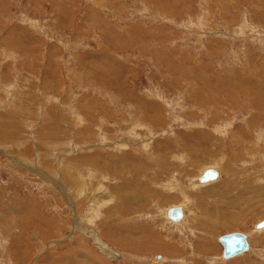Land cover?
Segmentation results:
<instances>
[{
	"label": "rangeland",
	"instance_id": "rangeland-1",
	"mask_svg": "<svg viewBox=\"0 0 264 264\" xmlns=\"http://www.w3.org/2000/svg\"><path fill=\"white\" fill-rule=\"evenodd\" d=\"M262 220L264 0H0V264H264Z\"/></svg>",
	"mask_w": 264,
	"mask_h": 264
},
{
	"label": "water",
	"instance_id": "water-1",
	"mask_svg": "<svg viewBox=\"0 0 264 264\" xmlns=\"http://www.w3.org/2000/svg\"><path fill=\"white\" fill-rule=\"evenodd\" d=\"M216 178V172L208 169L205 170L198 178L199 183H205ZM167 219L171 221H177L181 218V214L178 209L171 208L166 213ZM264 227V220L255 225V229H261ZM218 243L222 247V257L230 258L247 250V243L245 236L242 233L225 234L218 237Z\"/></svg>",
	"mask_w": 264,
	"mask_h": 264
},
{
	"label": "bare ground",
	"instance_id": "bare-ground-1",
	"mask_svg": "<svg viewBox=\"0 0 264 264\" xmlns=\"http://www.w3.org/2000/svg\"><path fill=\"white\" fill-rule=\"evenodd\" d=\"M231 102H232V101H231ZM230 152H231V151H230ZM208 169H211V170H213V171L216 172V178L213 179V180H211V181L205 182V183H199L198 180H197V178H198V177H199V176H200L205 170H208ZM220 176H221V173H220L218 167H216V166H207V167H204V168L200 169V171L198 172L197 177H195L194 179H192V180L188 183V185H189L191 188L201 187V186L206 185V184L209 185V184H211V183H213V182H216V181L220 178ZM171 208H172V209H173V208L178 209L179 212H180V214H181V218H180L179 220H177V221H171V220H169V219H164V220L168 221L170 224H172V225H174V226H178V227L183 226V225L185 224V221H186V211L188 210V208H186L185 205H184L183 203L173 204L172 206H167V207H165L164 209L161 210L163 216L166 217V213H167V211H168L169 209H171ZM89 210H90V209H89ZM166 218H167V217H166ZM262 229H264V227L261 228V229H259V230H262ZM228 234H231V233H228ZM224 235H225V234H224ZM243 235H244V234H243ZM244 236H245V235H244ZM217 241H218V239H217ZM245 241H246V243H247V250H246V251H248V249H249V242H248L246 236H245ZM220 246H221V245H220ZM245 253H246V252H245ZM242 254H244V253H240V254H238V255H242ZM238 255H235V256H233V257L226 258V259H227V260H230V259L235 258V257L238 256ZM221 256H222V253H221ZM222 258H223V257H222ZM223 259H225V258H223Z\"/></svg>",
	"mask_w": 264,
	"mask_h": 264
}]
</instances>
